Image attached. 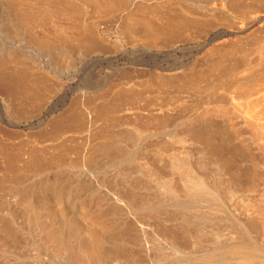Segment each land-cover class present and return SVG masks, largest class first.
Returning a JSON list of instances; mask_svg holds the SVG:
<instances>
[{"label":"bare ground","instance_id":"bare-ground-1","mask_svg":"<svg viewBox=\"0 0 264 264\" xmlns=\"http://www.w3.org/2000/svg\"><path fill=\"white\" fill-rule=\"evenodd\" d=\"M82 1L0 0V133L2 135L0 138L2 141L0 144V264H264V257L253 256L252 251L247 249L250 241L244 237L246 229L243 227L234 233L232 229L234 227L231 228L232 222L228 217L230 213L226 207V204L233 198L238 195V197L245 198L252 189L250 186L253 183L251 184L249 177L253 176L244 174V171L249 172L248 170L256 165V161H254V165L250 161L249 165H252L250 169L248 163L245 164L243 160L241 163H244L238 165L235 161L236 157L231 153L228 145L223 142L225 139L218 140L216 138L222 129L217 135L215 132L218 130L215 129L217 131H214L213 135L205 136L206 130L202 132V125L205 121L203 120L204 123H201L200 114L198 117H195L194 114L195 118L192 119H184L180 116L181 119L178 117L179 114L174 115L176 112L171 113L172 110L168 108V105L157 109L158 112L156 115L154 114L155 116L145 115L146 120L138 117L140 114L131 115V118L137 117V120L141 118L144 121H137L135 118L136 121L130 122L132 119L129 117L130 121L127 122V118L124 117L128 114L123 115L122 119L119 118L118 109L122 107L120 109L124 111L123 104L126 105L125 103L129 100L131 103L132 100H134L133 102L135 99L137 101L140 96L138 94L143 93L137 90L139 93L134 98L136 96L133 94L135 89L133 92L132 88H128L129 91H122L119 86L126 82L122 83L120 77L114 78L115 73L110 69L104 73L106 81H109L106 82L108 85L105 87L110 85V89L107 88L97 94L90 93L81 87L84 84L86 64L93 63V66L101 64L106 58L89 55L91 51L96 52L97 48H100L96 44L92 46V43H90L91 47L89 46V41L93 39L88 38L90 31L88 30L86 33L84 30L87 27L83 30L84 26L81 28L83 24L80 21L81 31L77 27L73 31L76 32H74L75 34H81L78 31L82 32L83 30L84 34H88L87 38L85 35L83 38L89 40L88 46L77 52L79 59L82 60L80 62L85 63L79 64L80 79L73 78L70 74L71 67L78 63L70 58L75 53L74 50L71 51L65 47L60 50V44L58 48L60 51L56 55L51 56V52L42 53L41 57L44 61L37 58L34 46L41 50H44L43 48L51 50L50 47L47 48L49 46L47 40L51 41L48 39L49 36L44 37L45 39L47 37L45 45L41 43L40 35L38 39L36 38L34 27L38 25L39 16H41L37 10L42 12L41 9H46L48 15H53L55 11L57 16L59 15L57 11H59L61 14L63 13V16H60L66 24V19H70V15L66 18L65 14L72 13V17L78 11L86 9L88 4L86 5L85 1ZM101 1L106 3V0ZM117 1L119 2V0H115V2ZM151 1L127 0L131 12L136 11L135 14L131 13L130 17L133 15L134 17L130 19L134 20L135 15H141L139 11H142V14L145 13V17L150 16L151 10L155 6L158 8L160 3H164V6L166 3L170 5L163 0H161L163 3L159 2V4L157 1L152 4ZM173 1L195 5L200 3L204 9L212 11H216L218 8L215 4L217 0ZM223 1L230 5V2L235 0ZM120 2H125V0ZM120 2L119 5L114 3L117 8L121 6ZM179 3H172V7L166 6L172 8L173 11ZM235 3L236 1L234 5L238 4ZM40 4L46 5V8ZM109 4L103 5L108 6ZM163 5L160 7L163 8ZM99 6L100 4L96 7ZM104 6H100V10L95 7L96 11L99 10L98 14L100 11V14L105 13L102 11ZM123 6L125 5L122 3ZM160 7L159 9H161ZM130 9L127 11L130 12ZM186 9L185 11L188 12L189 9ZM108 10L107 12H111L112 9L109 7ZM193 11L195 10L193 9ZM128 12L126 15H129ZM147 12L150 14L147 15ZM182 12L184 13V11ZM156 13L158 14V12ZM183 13L180 12V14ZM45 14L43 13V15ZM52 15L50 16L52 17ZM76 16L77 14L73 17L76 18ZM144 16L141 17L145 18ZM42 17L40 18L43 19ZM51 17L49 18L51 19ZM154 17L157 18L159 15L150 18L154 19ZM160 17L162 18V16ZM74 18L71 19L73 24V21L76 20ZM125 18L127 20L128 16ZM150 18L148 21L147 19L143 20L150 23L152 21H149ZM156 18L150 25L156 22L158 19ZM163 18L165 17L163 16ZM167 18L168 23L166 20L162 22V24L166 22L167 25L163 26L165 28L169 24V18ZM55 19L56 16L53 20L55 21ZM176 19L179 20V18ZM255 20L253 19V22ZM45 21L49 22L50 20ZM173 21H170L172 25L174 24L171 25L173 28L181 23ZM44 23L47 25L46 22ZM44 23L41 26L42 30V27L46 26ZM147 23H144V26L146 25L148 29ZM235 23L234 21L233 24ZM57 24L59 25V22ZM63 24L60 23V25ZM73 24H70V27L67 25L71 29L69 31L71 33H73L74 26L71 28ZM121 24L123 25L122 22ZM155 26L156 24L153 27ZM37 27L40 28L39 25ZM183 27L185 28L182 25L174 30ZM38 28L35 29L38 31ZM48 28L46 26V31ZM127 28L129 27L116 32L121 39H124L122 41L129 38L128 31L131 26L129 29ZM143 28L145 27L142 26ZM173 28L170 27L172 30ZM157 29L153 30L155 36V33L158 32ZM168 29V32L172 31ZM131 30L133 32L136 29L134 27ZM239 30L243 32L247 29L240 27ZM46 31L43 33L46 34ZM151 32L152 29L146 32L145 36L149 35L155 39ZM93 33L96 36L97 33L94 30ZM17 34H20L18 36H22L23 39H18ZM55 35L51 36L53 43L57 41V35ZM75 36L72 37L77 39ZM41 38L43 39V37ZM62 38L59 40L62 41ZM149 38H146V41ZM78 39L80 40V37ZM99 39L102 43L105 42L103 43L105 45L108 43L104 37ZM170 39L171 37L169 41ZM66 40L69 41L70 38ZM44 41L42 40L43 43ZM95 46H98L96 50H94ZM148 46L150 47V44ZM114 47V51L122 50V45L119 43ZM67 58L71 59L70 62L69 59L67 61L69 64L64 62ZM107 60L112 63L118 62L119 59L112 56ZM147 62L150 63V61ZM113 64L115 63L111 65ZM95 70L98 73L103 72L97 68ZM134 84L137 86L136 83ZM116 87L117 90L113 91ZM135 87L133 86V88ZM256 89L255 92L252 89V93H254L251 94L250 101L252 104L254 103V107L252 106L255 108L253 116L257 120L254 126L262 134L261 131L264 132V89ZM159 104L161 105V103ZM173 104L172 102L171 105ZM211 110L204 113V118L218 119L220 113ZM120 112L122 111L120 110ZM247 114L251 113L247 112ZM251 115L249 116L251 117ZM172 126L173 128H171ZM245 126L247 125L243 127ZM226 132L230 133L227 130ZM84 133V137H79ZM223 134L225 135V133ZM13 136L25 137L29 141L28 143L33 145L32 148L18 154L19 151L16 152L17 148L14 149V144L9 140ZM232 136L230 137L232 138ZM3 137H8V142ZM258 141L261 143L264 140ZM236 143L233 144L238 145ZM238 150L237 152H239ZM257 165L259 164L257 163ZM251 171L253 172V170ZM251 227L252 232H250L255 233L253 230L257 226L252 225Z\"/></svg>","mask_w":264,"mask_h":264},{"label":"rangeland","instance_id":"rangeland-1","mask_svg":"<svg viewBox=\"0 0 264 264\" xmlns=\"http://www.w3.org/2000/svg\"><path fill=\"white\" fill-rule=\"evenodd\" d=\"M84 1H85L84 4H86V5L88 4V5L86 6V9L83 10L85 12L80 10L81 11V13H80V11H78V13L80 14L79 17H78V13H75V14H77L76 18H74L75 14H73L74 17L73 16L71 17L72 13L71 14H65L64 13L65 14L64 17L67 15L66 18H68V15H70L69 16L70 19L69 18L66 19L67 23L69 21L71 22L73 20V18L76 20L79 19L78 21L75 20L76 22L73 21L74 24L76 23L77 25L76 24L74 25L72 22L71 23L69 22L68 24L66 23L69 27H70V24H73V25H71V28H72V26H74V28H72V31H73V29L76 30L75 27H77V29H79V30L83 26L85 27V28L83 27V30L86 29V27H87V29L84 31L87 33L89 30L90 32H88V34H90V35L88 38L93 39L90 41L88 40L89 43H88L87 39L83 38L84 35H85V37L88 35V34L87 35L84 34L85 32L83 30H82V32H80L81 30L80 31L77 30L81 34H75L76 33L75 31H73V33L69 32V31H71V29L63 22L64 20L62 21L61 16H63L62 15L63 13L61 14V12L57 11L59 14L57 16V14H55V11H54L53 15L55 14L56 19L57 18L60 19V20L55 19V21H54L53 18L55 16L53 17V15L50 14L53 17L52 18L50 15H48V12L46 11V9H41L44 14H45V12H47V14L43 15V13L39 9L37 10V7L39 5L35 8L37 10V12L38 13L40 12L41 13L40 15L43 16L42 17L43 19H41L40 18L41 16H39L38 25L40 26V28L37 27L38 25H36L34 27V32L36 31V34H35L36 38L38 39V36L40 35V37H39L40 41L42 44L45 45L47 43L46 42L47 37H46V39L44 37L45 36L51 37L52 35L54 37V35L57 33L56 34L57 39L55 38L57 40V41H55V43L57 42L56 44L53 43L54 41H52L53 40L52 37L51 38L48 37V39H50L51 41L47 40L48 41L47 45H49V46L48 47L46 46V47L47 48L50 47L51 50H48L45 48H43L44 50H41V49H38V47L34 46L33 49L37 51V58H39V60L42 59L41 61H44V59L41 57L42 53H50L51 52L52 54H50V55L53 56V55H56L57 53H59V51L62 50L63 47L68 48L71 51L74 50V52L76 54L75 53L72 54L70 58H72V60L75 63L76 62H78V63H76V65L74 67H71L70 74H72L73 78L76 77V78L80 79L78 73L80 72L81 68H80L79 64H82L84 62H80L82 60L79 59L77 52H79V50L81 48L83 49L84 47L88 46V44H90V43H92V46H94V44H96L99 46L100 49H102V48L103 49L100 50L97 48L98 46L97 47L95 46L94 50H96V48H97L98 51H96V52L91 51V54H89L90 56L98 57V58L103 57L104 59L106 58V60H107V58L110 59V57L116 56L119 60H118V62H112V63H115L113 65H111L112 63H110L108 60L103 61V63H101V64H99V63L95 64L96 63L95 62L94 64L97 66H95V65L93 66V63L86 64V67L84 68L85 69V72H84L85 78L83 79L84 84H82L81 87H83L84 89H87L88 92H90V93H97V94L102 93L105 89L110 87V85H109V87L108 86L105 87L106 85H108V83H106V82H109V81L108 80L106 81L105 76H104V75H106V74H104V73H106L105 71L110 69V70H112V72H114L116 74V75L114 74V78L120 77V81H122V83L126 82L124 85L119 86V88H121L122 91H129L130 88H132L131 89L132 92L136 90L135 91L136 93L135 92L133 93V94H136V96L134 98L137 97V94L139 93V91L143 93V94H141V93L138 94V96L140 95L138 97L139 101L137 98V101L135 99V102H133L134 100H132V103H131V101L129 100L125 103L126 105L123 104L122 106L123 107L125 106L124 111H123V109H120L122 107H120L118 109L119 111H118L117 115H119V118L122 119L126 114H128L124 118H127L126 121L129 122L130 119H128V118L129 117L131 118V115L137 116L139 114L140 115L142 114L144 117L142 115L141 116L139 115L138 117H142V119L146 120L145 117L148 116L147 114H149V115L155 114L156 115L158 112L157 109H159L161 106H165V105L167 106L168 105V108L172 110V112L171 111L170 112L172 114L174 112H176V114L174 113V115L177 116V114H179V116H178L179 118L182 117L184 119H187V118L192 119V118L198 117V115L200 114L199 118L201 119V123L202 122L204 123V121H205L204 125H202L203 126L202 132H204L206 130L204 132L205 136H207V135L211 136L214 134V131L218 130V132H215V135H217L219 133V131L222 129L220 131L221 133L219 135H217L216 138H218V140H220V139L224 140L225 139V141H223V142L226 143V145H228L229 150H231V153L234 154V156L236 157L235 161L237 162L238 165L243 164L244 163L243 161H245V164L248 163L247 165L250 169V167H252V165L250 166L249 164L252 163L254 165V161H256L255 162L256 165H254L252 167V169L248 170L249 172L244 171V174H249V176L254 177L253 178V177L248 176L249 180L251 181V184L253 183L250 186V188H252V189H250V192H248V195H247L248 197L245 196V198H248V199H245L242 196L238 197L239 196L238 195L236 198H233V200H232L233 202L231 201L228 204H226V207H227L228 213H230L229 214L230 216L228 215V217L230 218V221L232 222V224L234 223L233 226L231 224V228L234 227V228H232L234 230V233L236 231L238 232L241 228L244 227L247 231L246 234H244V237L250 241V245L247 249L249 251H252L253 256H257L258 258H260V255H261V257H264V227H263L264 226V155H263L264 154V145H263L264 141L263 142L261 141V143H260V141H258L260 139L264 140V138L262 139V137L264 136L262 134L264 132L261 131L262 132V134H261L260 132H258V129H256V127L254 126L256 124L255 121H257V120H256V117L253 116L255 108H252V106L254 107V103L252 104V102L250 101V97L252 96L251 94H253L255 92L256 88L257 89H260V88L264 89V19L261 20V18L264 17V0H253V1L252 0H249V1L248 0H235L236 1L235 4L238 3L237 5H234L235 1H233V0H232L233 2L229 1L230 5L227 4L223 0L222 1L217 0L216 1L217 3L215 2V4H217L216 6L218 7L216 11H212L211 9H204L202 6H200V3H198L199 5H195L193 3H179V2H175L173 0H168V1L163 0L164 2L165 1L168 2L170 5H168L167 3H166V5H168L170 7H172V5H173L172 3H175V4L179 3L180 4V5L179 4L176 5L177 7H174L175 9L172 11V8L170 9V7L163 5L164 4L163 1L152 0L151 1V2H153L152 4H155L157 2H158V4H159V2H162L163 4H161V3L159 5L157 4L158 8H157V6L154 7V5H153L152 8L154 7L153 10H155V11L151 10V12H150L151 15L147 16V17L144 16V15H146L145 13L142 14L143 12L139 11V13H141V15L140 14H138V16L135 15L136 17L134 18V20L130 19V18H133L134 15H133V17H130V16H132V14H135L136 11L131 12V9L129 8L130 5H128L127 0H125V2H122L125 5L123 7H122V3L120 2L121 0H119L121 6L120 7L118 6V8L116 7V4L118 3L117 5H119V2L118 1L115 2V0H106V3H103L105 1H101V0H84ZM84 1H82V2H84ZM112 2H113V4H112ZM96 3H97V5L100 4V6H104L103 4H109L110 3L108 6L105 5L104 7L105 8L108 7V9L110 7V9H112V10H110L111 12H107L108 9H105L104 7H102V11H104L105 13L103 12L104 14H100L101 13V11H100L99 12L100 15H99L97 12L100 10V8H99L100 6L96 7L97 6ZM114 3H116V4H114ZM93 4H94V8H93ZM43 5L44 4H42L41 6L43 7ZM160 5L161 6L163 5V8H161ZM44 6H45L44 8H46V5H44ZM89 6H91V7H89ZM178 6H180V7H178ZM184 6H185V8H183ZM220 6H221V8H220ZM42 7H40V8H42ZM95 7L99 8V10L97 9V11H96ZM159 7L163 10L159 9ZM186 7H187V9H186ZM91 8H93V9H91ZM155 8H157L160 12ZM129 9H130V12L127 11ZM185 9L186 10L189 9L188 12H186ZM193 9L196 12L193 11ZM92 10H95V11L93 12ZM182 11H184V13H185L184 16H183L184 13ZM127 12L129 15H126ZM148 12H147V15L150 14ZM156 12H158V14ZM180 12L183 14H180ZM207 12H209V13H207ZM210 12H212V13H210ZM152 13H153V15H152ZM217 13H218V15H217ZM240 13H242V14H240ZM155 15L156 16L159 15V17L162 16V18L164 16L165 18L162 19L160 17L161 18L160 19L159 17H157L159 19L158 20L156 17H154V19L155 18L157 19L156 22L157 21L158 22L157 23L153 22V25H150L151 22L154 21V19H151L150 17H153ZM171 15H174V16H171ZM175 15H176V17H175ZM48 16L51 17L52 20ZM126 16H128L127 20L125 18ZM141 16H144L145 18H142ZM189 16L190 17L192 16V17L190 18ZM47 17H48V19H47ZM64 17H63V19H65ZM193 17L195 19L197 17V19L195 20ZM148 18H150L149 21L152 20L150 23L149 22L147 23ZM166 18L169 21L168 26L170 25L169 27L166 26V28L167 27L169 29H170V27L173 28L172 26L174 24L172 25L171 24L172 22L170 23V21L171 20L173 21L174 19L177 22L180 21L181 23H179V24L181 26L178 24L179 26L175 25L173 30L170 29L173 31V33H170L172 31H170L167 28L170 31V32H168L167 29L165 27H163V26L167 25V24H165L167 22ZM176 18H179V20ZM181 18H182V20H181ZM186 18H187V20H184ZM251 18H253L254 20L257 18L254 21L255 23L253 22V19H251ZM120 19H121V21H120ZM143 19H147V21L143 20ZM41 20H42V22H41ZM43 20H44V22L47 23V25L43 22ZM45 20H50V21L47 22ZM164 20H166V22H164V24H162V22ZM79 21L82 22L81 24H83L82 26L80 25L81 28L79 27V24H80ZM143 21H146V22H143ZM234 21L236 22L235 23L236 25L233 24ZM258 21H260V22L258 23ZM56 22L57 23L59 22V25H60V23H62V24L64 23L63 24V25H65L64 28L67 27L70 30H68L67 28H65V29L63 28V30H64V32H63V30H62L63 25L59 26ZM77 22H79V23H77ZM121 22L123 23V25L121 24ZM140 22H141V24H140ZM249 22H251L252 24L251 23L249 24ZM43 23H44V25L47 26V28L48 27L50 28V29L49 28L47 29V31L49 33L46 31V26L42 27L43 30L41 29V26ZM144 23H147L149 25L148 26L149 30L146 28L147 27L146 25L144 26ZM197 23H198V25H197ZM260 23H262V24H260ZM139 24L141 25V27ZM155 24H156V26H155L156 28L153 27ZM157 24H159L160 26L162 25L161 26L162 28ZM175 24H177V23H175ZM238 24H240V25H238ZM245 24L246 25L249 24V25L246 26ZM48 25H50V26H48ZM182 25H184L185 28L183 27V28H180L179 30L178 29L174 30L175 28L182 27ZM119 26H121V27L119 28ZM130 26L132 29H134V27H135L136 30L131 32L132 30H131ZM142 26L146 28V29L143 28L145 33L143 32ZM126 27L130 28V29L127 28V29H129V31H128L129 38L127 37L128 39L126 38L125 41H122L124 39H121L120 35L116 32H119L122 28L125 29ZM149 27H151V28H149ZM202 27H204V28H202ZM240 27L243 29H247V30L241 32L239 30ZM35 28H38L39 30L37 31V29H35ZM160 28L162 29V31ZM151 29H152L151 33L153 35H154L153 30L156 31V29H157V31H158L157 33H155L156 36L154 35L155 39L148 35L150 32L147 34L148 36H145L146 32L150 31ZM163 29H164V32H167L170 34L164 33ZM185 29H187V30L185 31ZM191 29H193V30L191 31ZM67 30H68V32H67ZM93 30H94V32H96L98 34V36H97V34H96V36H94L95 33H93ZM44 31H46L45 32L46 34L43 33ZM37 32H38V35H37ZM60 32H61V34H60ZM129 32H131V33H129ZM66 34H67V37H66ZM18 35H20V34H17V36H16L18 39L19 38H20V40L23 39L22 36L19 37ZM77 35H80V36H77ZM91 35H93V36H91ZM72 36L77 37V39H78V37H80V40L83 39L84 41H80L79 39H78L79 40L78 41L76 38H75L76 39L75 40ZM41 37H43V39ZM58 37L59 38L63 37L62 41H61V39L59 40ZM101 37H104L105 39H107L108 43L106 45L103 44L105 42L102 43L101 39H99ZM148 37H150V38L148 39V41H146L147 40L146 38H148ZM170 37H171V39L169 41ZM69 38H70L69 41L66 40ZM151 38H152V40H151ZM37 39H35V40H37ZM42 40H45L44 43L42 42ZM96 40H99V41H96ZM1 42L3 43L5 41H1ZM58 43H59V45H58ZM118 43L120 45H122V50L117 52V51H114L115 50L114 45L118 44ZM52 44H53V46H51ZM60 44L62 47L60 46ZM149 44H150V47L148 46ZM54 45H57V46H54ZM59 46H60V48H59ZM79 46H81V47H79ZM89 46L91 47V44ZM43 47H45V46H43ZM51 47H53V48H51ZM104 48H106V49H104ZM54 50H55V53H54ZM92 50H93V48H92ZM99 53H101V54H99ZM218 54H220V55H218ZM68 59L69 58H67V60H64V62L67 64H69V62L71 60V59H69V62H67ZM147 61H150V63H148ZM146 64H147V66H146ZM221 67H222V69H221ZM96 68H97V70H100V71L103 70V72L102 73L95 72ZM123 73H124V75H123ZM134 83H136L138 87ZM141 83H143V84H141ZM132 84H134V85H132ZM130 85H132V87H130ZM155 85H156V87H155ZM121 86H123L124 88ZM133 86L134 87L136 86V87L133 88ZM154 87H155V89H154ZM252 89H254L253 93H252V91H253ZM116 90H117V87L113 91H116ZM137 90H139V91H137ZM69 96H70V94H69ZM164 101H165V103H164ZM171 101L174 103L173 105H171L172 104ZM159 103H161V105ZM162 104H164V105H162ZM130 106H132V107L130 108ZM134 107H136V108H134ZM152 108H153V110H152ZM173 108H174V111H173ZM175 108H177V109H175ZM120 110L122 112H120ZM207 110H211V111L214 110L216 113L219 112L220 114L218 113L219 114L218 119H216L214 117H210L211 120L209 118H204V115H205L204 113H206ZM247 112L248 113L250 112L252 115L247 114ZM183 115H185V116L183 117ZM243 115H244V117H243ZM249 115H251V117ZM193 116H195V117H193ZM201 116H202V118H201ZM245 116H246V118H245ZM135 118L137 120V117H135ZM135 118L132 117L131 118L132 121H130V122L136 121ZM142 119L138 118V120L144 121ZM244 119H246V120H244ZM207 120H208V123H206ZM210 123H211V126H209ZM242 123H248L249 126H248V124H242ZM244 125H247V126L243 127ZM152 127H155V126H152ZM171 128H173V126ZM209 129H211L212 131L210 130L211 131L210 132ZM215 129H217V130H215ZM226 130L229 131L230 133H227ZM223 133H225V135ZM233 133H234V135H233ZM236 133H238V134H236ZM221 134H222V136H221ZM228 134H230V135L228 136ZM84 135H85V133L83 135H80L79 137H84ZM1 136L2 135L0 133V138H1ZM230 136H232V138ZM3 138H4V140L6 139L5 140L6 142H8V137H3ZM25 139H26L25 137H22V138L19 137L18 138V136L17 137L13 136V137H10V139H9V140H11V143L14 144V149L17 148V149H15L16 152L19 151L18 154H20L23 151L30 150L33 146L31 143H28L29 141H27V139H26V141H27L26 142ZM229 139H230V141H228ZM234 139H236V140L233 142ZM248 139H250L251 142ZM236 142L238 143L239 146L234 145ZM1 143H2V141H0V144ZM231 144H232V147H231ZM259 144L260 145L262 144L263 146L261 145L262 146L261 147ZM233 145H234V147H233ZM237 150L239 152H237ZM237 159H239L240 161ZM241 160H243L242 161L243 163H241ZM250 161H251V163H250ZM239 163H241V164H239ZM257 163L259 165H257ZM251 170H253V172ZM228 205H229V207H228ZM230 208H232V209H230ZM248 219H249V221H248ZM254 220H255V222H253ZM254 223H256L255 225L257 227L253 231H255V233L257 235L254 232L253 233L255 235L253 233H251L252 229L250 230V227L252 225L255 227ZM249 225H251V226H249Z\"/></svg>","mask_w":264,"mask_h":264}]
</instances>
